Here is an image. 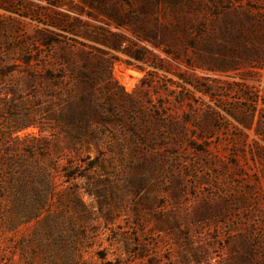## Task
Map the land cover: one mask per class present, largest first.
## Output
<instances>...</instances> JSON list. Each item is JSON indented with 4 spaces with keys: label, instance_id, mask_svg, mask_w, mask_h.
I'll return each mask as SVG.
<instances>
[{
    "label": "rangeland",
    "instance_id": "rangeland-1",
    "mask_svg": "<svg viewBox=\"0 0 264 264\" xmlns=\"http://www.w3.org/2000/svg\"><path fill=\"white\" fill-rule=\"evenodd\" d=\"M84 52L112 64L90 67L104 120L71 147L40 101ZM0 264H264V0H0Z\"/></svg>",
    "mask_w": 264,
    "mask_h": 264
},
{
    "label": "trees",
    "instance_id": "trees-1",
    "mask_svg": "<svg viewBox=\"0 0 264 264\" xmlns=\"http://www.w3.org/2000/svg\"><path fill=\"white\" fill-rule=\"evenodd\" d=\"M109 19H111L116 27H122L125 29L126 24L120 15L107 12ZM131 33L135 37L136 42L148 41L153 47L160 48L166 45L164 40L156 41L153 36H150L149 32L143 27H138L131 30ZM107 39L110 37L112 40L108 44L105 40L102 42L104 45L109 46L119 51H124L127 47H121L124 41L123 34L108 32L105 36ZM134 41V42H135ZM57 42L51 39H43L39 43V47H51ZM132 44V40L129 41ZM192 46L193 49H198L196 42L189 43L188 46ZM65 47V44L62 45ZM68 46V45H67ZM147 53L150 51L144 48ZM126 51V50H125ZM126 53V52H125ZM131 55L130 52H127ZM138 60H141L140 56H137ZM94 64L98 67V70L104 71L109 74L111 69L112 60L101 56L91 57L87 53H81L77 58H62L59 63L60 67L57 72H50L48 69L45 70L44 79L50 88L46 87L43 89V93L48 97V100L40 101V109L43 112L44 120L51 121L57 128L58 134L64 136L69 145H73L75 141H84L88 136L91 135L93 124H100L104 120L105 107L97 95V85L99 80L90 76V67ZM92 62V63H91ZM52 86V88H51ZM55 87V89H53ZM63 91L65 97L60 91ZM40 98V97H39ZM23 125L22 127H25ZM11 167H15L20 164L18 161L13 160ZM94 163V158L88 162L89 167ZM82 177L83 175L80 174ZM41 181L44 186L43 193L39 195L37 205L32 209L31 214L28 217L36 216L47 209L49 201L53 197V189L55 186L54 177L48 172L44 171L41 175ZM10 188H15L17 194L21 197L31 188L23 183L19 177L15 175V171L10 175V181L6 185L3 183L2 191ZM5 191V190H4Z\"/></svg>",
    "mask_w": 264,
    "mask_h": 264
}]
</instances>
